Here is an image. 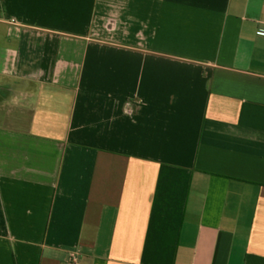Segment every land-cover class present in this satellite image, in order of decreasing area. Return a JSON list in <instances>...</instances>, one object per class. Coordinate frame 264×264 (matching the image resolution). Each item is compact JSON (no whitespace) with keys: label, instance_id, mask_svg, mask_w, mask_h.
I'll use <instances>...</instances> for the list:
<instances>
[{"label":"crops","instance_id":"0c3cea01","mask_svg":"<svg viewBox=\"0 0 264 264\" xmlns=\"http://www.w3.org/2000/svg\"><path fill=\"white\" fill-rule=\"evenodd\" d=\"M0 264H264V0H0Z\"/></svg>","mask_w":264,"mask_h":264},{"label":"built area","instance_id":"2783aa9c","mask_svg":"<svg viewBox=\"0 0 264 264\" xmlns=\"http://www.w3.org/2000/svg\"><path fill=\"white\" fill-rule=\"evenodd\" d=\"M262 32L261 31H259L257 34H261ZM72 261H75V259L72 257Z\"/></svg>","mask_w":264,"mask_h":264}]
</instances>
